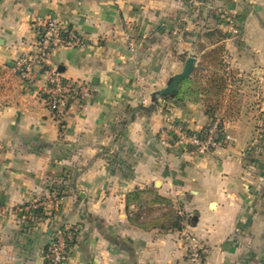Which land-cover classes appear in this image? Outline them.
Listing matches in <instances>:
<instances>
[{
    "label": "crops",
    "instance_id": "1",
    "mask_svg": "<svg viewBox=\"0 0 264 264\" xmlns=\"http://www.w3.org/2000/svg\"><path fill=\"white\" fill-rule=\"evenodd\" d=\"M48 19L85 42L54 51L52 65L94 87L62 116L42 98L45 71L13 70ZM217 31L230 81L216 117L230 140L212 154L164 147L167 116L192 132L212 121L200 102L165 107L154 94L189 56L202 69ZM157 197L182 230L156 224ZM70 228L66 264H191L186 234L206 248L204 264H264V0H0V264H49Z\"/></svg>",
    "mask_w": 264,
    "mask_h": 264
},
{
    "label": "built area",
    "instance_id": "2",
    "mask_svg": "<svg viewBox=\"0 0 264 264\" xmlns=\"http://www.w3.org/2000/svg\"><path fill=\"white\" fill-rule=\"evenodd\" d=\"M227 22L230 31L236 33L234 18L229 17ZM84 45L83 38L76 31L66 30L56 20L48 19L41 25L35 49L15 60V70L19 71L26 79L33 76L36 71L46 68L45 72L50 84L46 90L47 105L51 110L55 109L59 116L65 114L66 104L69 101H83L91 97L94 87L90 83L64 78L59 69L52 65L51 55L61 48H77ZM140 103L148 105L150 102L143 98ZM166 120L167 126L160 131L159 138L161 145L167 148L176 146L193 154H212L230 140V136L225 133L220 117L214 118L204 133L192 132L169 116L166 117ZM259 144V139H255L246 151H254ZM52 197L55 200V206H57L58 199L55 195ZM71 230L75 231L70 228L57 232L56 238L48 248L49 264H66L68 243L73 236ZM185 238L188 242V257L191 264H204L206 248L190 234H186Z\"/></svg>",
    "mask_w": 264,
    "mask_h": 264
},
{
    "label": "trees",
    "instance_id": "3",
    "mask_svg": "<svg viewBox=\"0 0 264 264\" xmlns=\"http://www.w3.org/2000/svg\"><path fill=\"white\" fill-rule=\"evenodd\" d=\"M212 45L213 48L205 50L201 53L200 65L202 69H196L193 71L192 75L180 83L178 88V93L172 96H163L162 103L172 101H192L200 102L204 106L205 114L210 118L214 119L217 114H219L224 106V101L227 94V89L230 81V76L226 70V64L224 62V46L221 44L225 35L221 32H214L212 34ZM202 50L199 51V53ZM46 68L40 71H45ZM20 74V72H17ZM50 84H48L49 86ZM42 98L47 100L48 96L46 94L42 95ZM166 103L165 107H166ZM69 108V103L66 104V110ZM51 112L55 115L57 111L52 109ZM64 122H61V130L64 127ZM208 128V127H207ZM207 128L203 129L201 132L204 133ZM52 192H57L58 199L64 196L61 187H51ZM57 189V191L55 190ZM140 198V193H132L128 195L127 208L132 201H137ZM156 200L160 201L164 207L165 212L162 217L158 220L156 224H159L165 230H182L184 218L179 215V213L174 209L173 203L166 198L157 197ZM141 213L138 212L134 215L132 219L133 222H139V217ZM74 234L75 231L71 230Z\"/></svg>",
    "mask_w": 264,
    "mask_h": 264
},
{
    "label": "water",
    "instance_id": "4",
    "mask_svg": "<svg viewBox=\"0 0 264 264\" xmlns=\"http://www.w3.org/2000/svg\"><path fill=\"white\" fill-rule=\"evenodd\" d=\"M197 58L195 56H189L183 66V70L180 73L173 75L165 88L155 92L154 103H157L163 96H172L178 93V88L181 82L188 79L196 68Z\"/></svg>",
    "mask_w": 264,
    "mask_h": 264
},
{
    "label": "rangeland",
    "instance_id": "5",
    "mask_svg": "<svg viewBox=\"0 0 264 264\" xmlns=\"http://www.w3.org/2000/svg\"><path fill=\"white\" fill-rule=\"evenodd\" d=\"M13 70H14L16 73L18 72V71L15 70V68H14V64H13ZM20 75H21V73H20ZM21 76H22V75H21Z\"/></svg>",
    "mask_w": 264,
    "mask_h": 264
}]
</instances>
